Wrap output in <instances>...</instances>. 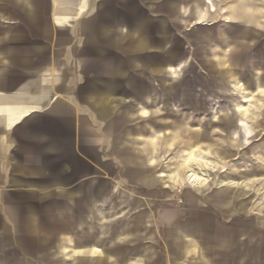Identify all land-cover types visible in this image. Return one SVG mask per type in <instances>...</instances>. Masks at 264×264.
Segmentation results:
<instances>
[{"label": "crops", "instance_id": "crops-1", "mask_svg": "<svg viewBox=\"0 0 264 264\" xmlns=\"http://www.w3.org/2000/svg\"><path fill=\"white\" fill-rule=\"evenodd\" d=\"M89 1L38 0L31 4L27 0H0V12H5L8 25L7 31L0 30V237L4 238L0 241V253H17L30 245L37 246L39 251L44 244L49 251L67 252L66 262L56 264H101L106 259L103 249L98 247L104 242L101 238L113 235L106 226L112 221L128 219L123 213L126 209L115 213L120 202L126 203L130 197V181L121 180L123 162V167L130 170L131 156L140 152L141 166L150 171L146 175L148 181L162 183L161 179L166 177V187L176 189L189 185L199 196L211 189L214 171L224 164L210 160L209 156L226 161L232 153L227 149L201 151L193 142L184 141L180 124L162 139L155 130L153 133L140 131L137 135L129 133L127 142H121L120 126L115 122L119 102L131 106L132 94L138 87L144 91L149 74H137L136 68L143 64L136 62V68L128 67L117 74L115 85H108L105 90L87 87L81 93L78 89L81 77L73 68L74 54L65 52V47L72 45L74 48L76 38H67V30H76V26L71 25H78L86 16ZM205 4L207 8L195 15L197 23L214 21L224 14L226 21L240 22L247 30L253 25L258 27L261 24L259 15L264 13V8L255 0H232L223 9L211 0H206ZM38 14L43 17L40 22L34 21ZM125 17L130 26L138 13H128ZM9 18L13 21H8ZM148 25L141 34H148ZM123 34L125 39L119 38L116 46L108 44V53L103 57L89 54L85 58L79 54L82 71L88 78L114 54L123 59L125 55L150 50L137 43L139 35L135 34L134 41L127 42L132 33ZM235 40H240L238 32ZM233 45L228 43L225 47L231 50L235 48ZM224 56L213 57L214 70L220 80L228 81L227 91H232L235 97L233 108L224 112L221 119L222 128L235 142L240 140L248 144L256 129H264L259 121L264 115V88L258 84L262 78L257 77L254 82L257 88L251 91L246 84L242 85L237 71L240 61L232 53ZM127 63L132 64L131 57ZM181 70V67L171 66L170 79L177 80ZM123 90L129 95L121 99ZM165 95L167 97V93ZM150 101L155 103L152 94H148L146 103L135 111L136 116L149 119L161 112L157 106L152 108ZM110 118L114 121L107 124ZM132 122H127L126 126ZM251 122L257 124L256 129ZM136 136L141 139L140 145L136 144ZM208 138L205 132L194 140L200 142ZM176 143L186 150L178 151L181 153L173 170L170 172L167 167L156 172L158 161L152 152L161 144L167 152ZM251 154L257 163L245 170V175L249 176L243 182L245 187L241 189L232 173L235 169L231 168L226 174V188L216 194L219 206L230 207L238 198L254 197L264 191V144ZM143 156H147V160ZM189 168L204 181H182ZM261 199L257 214L264 221V195ZM247 206L245 201H239V209L246 210ZM167 214L172 218L168 225L169 245L178 254L176 258L199 256L204 264H209L199 242L190 234V223L177 220L174 210ZM130 235L125 231L119 233V238L126 240ZM76 236L86 240H81V246L74 248ZM92 238L97 239L96 244L91 243ZM29 258L20 257L22 260Z\"/></svg>", "mask_w": 264, "mask_h": 264}, {"label": "rangeland", "instance_id": "rangeland-1", "mask_svg": "<svg viewBox=\"0 0 264 264\" xmlns=\"http://www.w3.org/2000/svg\"><path fill=\"white\" fill-rule=\"evenodd\" d=\"M151 1L144 0L145 9H147V5ZM188 1L186 4L187 11H184L179 20L175 19L171 22V33L174 37L173 45L178 44L181 40L187 42L188 38L193 41L192 43H195L194 38H196L197 32L221 30L232 25V23L225 20L224 14L214 21L197 23L195 15L200 9L207 8L206 0ZM211 1L222 9L232 2V0ZM255 1L264 8V0ZM144 8L139 11L138 16H147ZM148 16L151 18V22L148 25L147 32L151 35L152 40L155 41L157 37L154 25L156 20L162 16V12H154ZM260 16L262 18L260 19L262 26L259 31L252 33L250 35L251 38L244 42L245 44L239 45L233 54L243 66L241 74L245 73L250 64L257 66V62H261L259 64L264 67V13L260 14ZM5 18V12H0L1 31L8 30L6 28L8 25L5 23L7 19ZM8 21H13V18H9ZM192 43H187L184 46V55L190 59L195 48V44ZM212 48L218 52L217 56L219 58L224 57L218 46L213 45ZM148 52L152 54L151 58L153 60L158 59L153 49ZM260 71L259 73L264 77V68ZM180 72L181 80L177 81L169 78L170 82L168 83V85L172 84L176 87L172 96L175 100L167 104L166 101L171 97V94H167L166 97L164 92L165 84H160L158 81L153 80L151 85L154 89L152 96L155 99V103L151 106L152 108L157 106L161 112L152 115L149 119L138 117V119L132 120L133 122L127 127L133 133L141 125L146 126L149 132L153 133L155 130L157 136L162 139L164 135H170L180 124L184 133V141L193 142L201 151L209 152L208 149H211L210 152H219L227 149L228 152L232 153L226 161L219 159L215 155L209 156L211 157L210 160H219L224 164L219 165L216 168L217 170L214 171L213 177L215 180L212 182L211 189L199 196L194 194V189L189 185L177 187L176 189L166 187V177L161 179L162 183H151L148 181L146 175L150 171L143 168L138 162L134 163V160L137 161L138 157L141 156L140 152H135V155L131 156L130 170L123 167L125 164H123L122 158L121 180L122 182L125 179L130 181L128 190L130 197L127 200L128 202H120L115 213L126 209L123 213H126L125 215L128 216V219L117 220L116 222H121L120 224L125 222L131 225L129 228L131 235L128 239L122 240L119 238L120 236H117L119 234L115 233L114 235L118 237L116 238V243H111L110 238L113 237L112 235H105L101 238L104 241L103 245L101 243V246L98 247H101V249L111 255V258L108 259L109 264L116 259L118 261L117 264H123L122 261L127 259L130 264H203L199 256L193 258L189 256V258L184 260L171 258L172 247L169 245L168 225L171 223L172 218L167 213L174 210L178 215L177 220L182 223H190L192 235L198 240L203 257L209 260V264H264V221L260 220L257 214L259 206L263 202L261 197L264 195V191L259 195H254V197L250 196L249 198V196H246L244 198L243 196L241 199L238 198L230 207L219 206L216 199L217 192L226 188L224 184L227 182L225 180L227 178L226 174L229 171L231 172V168L235 169L232 173L235 176V180L241 184L239 185L241 189L245 187L243 182L249 176H246L244 172L257 163L251 152H255L258 144L264 143V129L261 131L256 129L257 124L251 122L253 129H256L251 142L244 144L237 140V142L230 145L225 140L226 132L223 131L222 123L224 122L221 119L224 118V112L233 108L235 97L233 92L221 91L216 86L211 85L207 79H201V82L193 84L191 81L192 74L188 68ZM241 81L242 85L246 84L245 80L241 79ZM234 83L233 85H236L237 82ZM245 87L249 88L247 84ZM262 87L264 88V83ZM250 90L255 92V88ZM178 96L180 97V102L177 103ZM123 98L122 96L121 99ZM242 104L245 103L242 101ZM180 105H184V107L181 108ZM259 121L264 127V115L260 117ZM205 132L209 135L207 140L200 142L194 140L196 136ZM137 137L136 142L140 145L141 139ZM163 147L161 144L156 152H152V156L158 161L156 172L161 169H167V167H169L171 172L179 160L181 152L178 151L180 149L186 150V148H182L183 145L178 147L176 143L169 147L166 152ZM148 154L151 156L149 152ZM147 156H144L146 160ZM224 165L227 166L224 167ZM165 173L167 174L168 171ZM261 176L258 177L261 179ZM240 200L247 203L246 210L239 209ZM42 223L49 224V222ZM120 232L122 233V230ZM45 239L48 240L49 237ZM81 240H86V238L76 236L73 242L80 243ZM30 248L38 249L37 246L32 245H30ZM42 248L48 249V246ZM51 248L53 249V244ZM47 249L38 255L42 263L66 262L65 255L67 252H63V256L60 257L57 256L56 252ZM29 255L32 258V254L29 253ZM0 259H3L8 264H17L16 261L19 260V257L11 252H3L0 253ZM33 259H29V264H36L37 261L35 260L34 262Z\"/></svg>", "mask_w": 264, "mask_h": 264}, {"label": "water", "instance_id": "water-1", "mask_svg": "<svg viewBox=\"0 0 264 264\" xmlns=\"http://www.w3.org/2000/svg\"><path fill=\"white\" fill-rule=\"evenodd\" d=\"M37 1L38 0H27V2L31 4H34ZM41 1L46 2V0ZM188 2V0H152V2L150 4L148 3L147 5L148 9H145V2L143 0H90L86 16L82 19L81 22H79L78 25H71L73 27L76 26V30H67V38H76L74 48H72V45L67 46L65 47V52L69 54L72 52L74 54L75 63L73 64V68L75 69L78 76L81 77V82L78 85V89L81 91V93L82 90L87 87H91L97 90H105L104 88H106V86L111 84L115 85L117 74L123 71L124 69H127L128 67H135L136 62H141V64H143L140 68L135 67L137 74L143 72L149 74V83L146 85L144 91H140L142 89L138 87L137 92L135 94H132L131 106L125 105L123 101L119 102V108L117 113L115 114V122L119 123L118 125L120 126L122 143L127 142L126 139L129 133L133 135L138 134L140 131L151 133L147 130L148 127L143 125H141L139 129L134 130L133 133H131L132 131L126 126V123L138 119L139 116H136L135 111L139 108L140 105L146 103L148 94H153L154 89L151 85V82L153 80L158 81L160 84L169 83V68L171 66L176 69L181 67L182 70L188 68L190 73L192 74L191 81L193 84L201 82V79H207L211 85L216 86L221 91L227 92L228 87L225 85L228 84V81L220 80L217 75V72L214 70L215 66L213 63V57L217 55L218 52H216L212 48V46H218V48H220V50L222 51L223 56L227 55L228 53L234 54L237 50V47L241 44H245L244 42H247L251 38L250 35L254 32H258L259 28L262 26L261 23L260 25H258V27L253 25L252 27L246 30L245 25L240 24V22H235L232 23L230 27L223 28L221 30L215 29L213 31L208 30L205 32H197L195 35L196 38H194L195 43H192L193 41L188 38L187 42L185 40H181L180 42H178V44L173 45L174 37L171 33V22L175 19L179 20L182 17L183 10L185 12L187 11L186 4ZM143 8L145 9L147 16H138L135 20L131 21L130 26L127 25L129 23V20H127L125 15L128 13H139V11H141ZM159 11H162V16H160L156 20V23L154 25V30L157 39L153 41L151 36H149L147 33L144 35L141 33L151 22V18H149L148 15L150 13ZM259 19H262L261 16L259 17ZM42 20L43 17L39 16V14L36 15L34 18V21L40 22ZM128 31L132 33V35L130 40H127V42L132 40L134 41L135 34L139 35L137 43L148 49H153L154 54L157 55L158 59L153 60L151 58L152 54L150 52L141 54L131 53L129 55H125L123 59H119L114 54L108 62L93 70V77L88 78L85 71H82L81 62L79 61V54H82V56L85 58L89 54H95L96 56L103 57L106 53H108V44L110 46H116L119 41V38L122 37L123 39H125V35L123 33ZM237 32L240 35V40L233 41ZM187 43L195 44L194 52L191 59L185 57L184 55V46ZM228 43L235 44L233 45L235 48L231 50L226 48L225 44ZM129 57L132 58V64L130 65L127 63ZM259 63L261 62H257L258 67L254 66V64H250L244 74H241V69L243 68V66L241 64L238 65L237 71L240 73L241 79L245 80L244 82H246L250 89L257 88L254 82L259 76L262 79L258 84L262 86L264 83V77L262 74L259 73L261 72L260 70H263L264 67H262ZM200 70L201 72H199ZM180 77L181 72L178 75L177 81L181 80ZM251 77L252 79L250 80ZM175 89L176 87L172 84H169L167 87H165L164 92L167 94H171V97L168 98L169 100L167 99L166 101L167 104L170 103V101L175 100L172 98ZM121 95L127 96L129 94L128 91L123 90L121 92ZM82 99L85 100L84 96H82ZM176 102H180L179 96L177 97ZM150 103L153 102L150 101ZM91 104L94 106L96 105V103ZM180 107L183 108L184 105H180ZM109 121H114V118H110L109 120H107V124ZM225 140L230 145L235 143V141L227 133ZM132 144L134 145L135 141L132 142ZM262 144L264 143L258 144L256 146L255 151ZM140 157H138L136 162H138L140 165H143V161ZM120 223L112 221L108 226H106V229L108 228V232L113 234V237L110 238L111 243H116V238L118 237H116V235L114 234L121 233L120 230H122V232H130L129 228L131 225H128V223L125 222L122 224ZM190 234L192 235V231L190 232ZM192 237L194 236L192 235ZM2 239L4 238L0 237V241H2ZM180 239L182 240V237ZM96 242L97 239L92 238L91 243L96 244ZM44 246L46 245L41 244L39 251L37 249L36 251H29L32 248H30V246H25V248L19 250V252H14L13 254H16L19 257V260L16 261L17 264H29L30 261L28 259H20V257L22 258L23 255H26L29 258V253L32 254L31 256L32 259L34 258V262L35 260L38 262H36V264H49L45 262L42 263V260L40 259V261L38 258L39 253L47 249H43L42 247ZM80 246V243L74 244V248ZM103 252L106 256V259L103 260L102 263L109 264L107 259L108 257L110 258L111 255L105 250H103ZM57 254V256H63V252L61 251H58ZM176 257H178V254L175 253L172 247L171 258ZM117 262L118 261L116 259V261L110 264H117ZM56 263L57 262L52 264ZM122 263L128 264L129 260H123ZM0 264L8 263L0 259ZM91 264L99 263L97 262Z\"/></svg>", "mask_w": 264, "mask_h": 264}, {"label": "bare ground", "instance_id": "bare-ground-1", "mask_svg": "<svg viewBox=\"0 0 264 264\" xmlns=\"http://www.w3.org/2000/svg\"><path fill=\"white\" fill-rule=\"evenodd\" d=\"M187 173L188 174H186L185 178H183L182 181L185 180V181L190 182V183H194V182H198L199 183V182L204 181V178L202 176L196 174L193 170H191V168H189V171H187Z\"/></svg>", "mask_w": 264, "mask_h": 264}]
</instances>
